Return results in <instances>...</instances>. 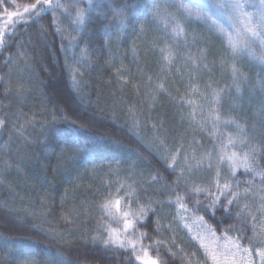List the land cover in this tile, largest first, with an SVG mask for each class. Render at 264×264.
<instances>
[{"label":"trees","instance_id":"16d2710c","mask_svg":"<svg viewBox=\"0 0 264 264\" xmlns=\"http://www.w3.org/2000/svg\"><path fill=\"white\" fill-rule=\"evenodd\" d=\"M144 2L93 0L96 10L89 13L86 0H59L62 7L44 6L39 15L30 9L23 14V22L12 18L14 26L4 29L0 47V121L4 122L0 126V264H151L152 260L157 264H234L224 259L226 251L217 259L216 251L189 229L192 221L212 237L214 231L221 242L238 241L241 249L250 248L251 259L258 260L257 249H264V218L259 211L264 206V175H257L264 174V109L261 112L257 104L241 111L245 122L258 125L256 137L243 148L251 169H239L220 181L242 193L248 189L240 197V207L247 204L251 214L245 211L237 216L240 208L235 202L225 211L220 207L226 204L221 197L213 215L205 210L211 198L193 192L186 173L170 167L171 159L151 145L154 133L174 147L186 146L182 142L186 137L208 145V138L207 143L202 139L205 133L187 123L176 107L195 90L174 71L169 91L163 94L176 104L165 96L147 103L138 92L142 88L139 70L132 71L130 80L121 74L120 82L115 74L120 69L109 64L108 44L118 28L109 29V37L105 26L125 3L137 5L129 10L135 30L128 27L122 32L125 41L140 43L136 36ZM35 3L0 0V16L23 13ZM40 7L37 4V10ZM80 10L92 19L86 21V30L77 31L80 26L73 19ZM73 38L75 46L69 49ZM82 57L86 59L78 62ZM157 59L153 50L141 51L139 61L148 69L144 74L154 72ZM244 68L254 76L246 71L248 66ZM260 79L264 83V75ZM131 106L143 114L145 131L137 129L130 114L131 121ZM216 180L199 181L202 188L215 192ZM177 194L185 197L188 211L180 208ZM196 199L201 204L194 208ZM106 202H111L110 207L103 209ZM141 207L146 214L138 218ZM126 220L133 221L129 229H125ZM112 229L113 240L118 236L125 244L134 241L135 248L105 245ZM225 230L230 240L224 239Z\"/></svg>","mask_w":264,"mask_h":264},{"label":"rangeland","instance_id":"374dc122","mask_svg":"<svg viewBox=\"0 0 264 264\" xmlns=\"http://www.w3.org/2000/svg\"><path fill=\"white\" fill-rule=\"evenodd\" d=\"M205 2L207 0H183V3L189 6ZM222 2L225 7L214 10L213 19L216 24L222 25L231 32L232 21L229 19L228 5L233 0H222ZM240 2L244 3L247 11L253 13L255 20L257 9L260 8L259 0H252L255 8L249 7V0H240ZM153 3L160 9L159 18L153 20L150 16L145 18L143 14V21L136 36L140 43L125 41L122 30H115L108 44L109 64L114 70L115 65L120 69V72H115L120 82L121 74H126L127 79L130 80L132 71L139 70L138 80L142 88H138V92H142L140 94L147 103L151 100L156 102L161 96H165L176 104L172 98L163 93H168L169 76L174 71L185 78L187 86L193 88L196 93H190L176 107L180 109L187 123L205 133L202 139L207 143L208 138V145L202 146L199 140L186 137L182 139L186 146L180 144L174 147L156 133L153 134L154 141L151 145L160 147V152L167 159H171L179 147V168L183 169L194 188H202L199 181L201 178L226 181L237 170L244 169L237 167L234 171L226 156L233 152L243 156V148L248 146L258 133V125L245 122L241 111L249 106L256 107L257 104L260 111L264 109V83L260 79V75H264V64L248 55L233 57L231 50L227 48V40L217 30L216 25L212 21L189 18L180 7L181 0H145L144 2L149 9ZM142 11H145L144 6ZM249 46L255 51L256 56L261 55L259 43L250 42ZM142 50H153L158 57L154 72H149L148 75L144 74L148 69L139 61ZM233 65L237 69L235 76H233ZM244 66H248L250 70L246 71L254 72V76L246 74L243 70ZM148 68L152 69L153 64ZM73 85L77 87L75 81ZM124 107L129 109L128 106ZM130 114L137 129L145 131L143 114L136 113L134 106H131L128 112L129 117ZM258 115L257 112L256 117ZM211 138L215 139L214 143L211 142ZM229 139L233 144H228ZM221 156L225 158L221 159ZM184 157H187V165L184 164ZM189 229L198 233L197 237L202 243L216 251L217 259H220L226 250L236 252L231 242H221L216 237L210 236L197 221H192ZM236 258H239L238 264H246L247 254L241 250ZM251 260L252 264H262L261 260L255 261V258Z\"/></svg>","mask_w":264,"mask_h":264},{"label":"snow or ice","instance_id":"6c2138e0","mask_svg":"<svg viewBox=\"0 0 264 264\" xmlns=\"http://www.w3.org/2000/svg\"><path fill=\"white\" fill-rule=\"evenodd\" d=\"M87 3V9L89 13H94L95 8L93 7V0H86ZM37 4H41V7L39 10H37ZM260 8L257 9V18L253 19V13L250 11H247L245 9L244 3H241L240 0H233L232 3L228 5V8L230 9V15L229 19L232 21L231 27L232 31L229 32L228 29L224 28L222 25L216 24V21L213 19L214 10H220L225 7V4L222 2V0H207L205 3H197L192 4L189 6L188 4H184L183 0H181L180 7L185 11L187 16L191 19L196 20H203V21H212L214 25H216L217 30L221 33L223 38L227 40V48L231 50V54L233 57L235 56H241V55H248L251 58L258 60L260 63L264 64V0H259ZM44 6H47L48 8H60L62 5L59 3V0H57L56 4L52 3V0H36L35 4H31L30 6H27L23 9V13L18 12H12L5 16H0V47L3 46V35H4V29L8 27H13L16 23V20L12 18H17L21 22H23V14L24 13H30L31 10H35L34 14L39 15L40 12L44 10ZM137 7V5L125 3L123 7L116 10L115 15L111 18V20L108 22V24L105 26V34L109 35L110 32L109 29H111L113 26L117 27L120 30H124L128 27H131L133 30H135V21H131L129 19V10H134ZM249 7L255 8V4L252 3V0H249ZM144 17L148 18L149 16L152 17L153 20H156L159 18L160 9L159 7L153 3L152 7L149 9L147 8V5L144 6ZM91 16L86 15V13L83 10L77 11L75 18L73 19L74 25H79L80 28H77V31H80L81 29L86 30V21H91ZM165 26L167 27V22L165 21ZM59 31V29H57ZM175 31V29H174ZM250 42H257L261 46V55L256 56L255 51L249 46ZM75 46L74 38L72 40H69L68 47L71 49ZM86 57H82V62ZM237 75V69L233 65V76ZM73 81H75V75L72 76ZM163 87L162 85L160 86ZM217 119L219 117L217 116ZM3 121H0V126L3 125ZM228 144H233V141L229 139ZM180 156L179 151L175 155L171 156V164L170 167L175 165L179 167L178 163V157ZM225 156H221V159H224ZM226 158L230 162L233 170L237 167H243L245 170L251 169V162L250 157L248 153H245L243 156H239L237 153L233 152L231 155H227ZM184 164L187 165V157L183 158ZM181 175H183V169H181ZM257 175H264L262 173H257ZM217 176L219 177V172H217ZM155 179V177H153ZM214 187L216 189L215 192L210 191L208 189L204 188H194L192 191L199 194L204 193L207 197L211 198V202L208 203L205 206V210L209 211L211 214H215V208L217 205H220V199L221 197H224L226 204L220 205V207L224 208L225 211H227V206H232L233 203L237 205V207L240 208V210L236 213L237 216L240 215L241 212L248 211L249 215L250 210L249 206L247 204H244L242 207H240V197L242 195H247L248 189H244L243 193L237 188L236 190H233V187L228 184L224 183L223 185L220 184L219 179L216 180ZM185 197L182 195L177 194L176 200L179 203V206L181 209L188 211L187 205L184 203ZM111 202H106L104 205H102L103 209H108L110 207ZM116 207L119 208L120 201H115ZM201 201L196 199L194 200V208L197 205H200ZM196 210H199L198 208ZM259 211L261 212L262 218H264V206H262ZM145 213V209L143 207L140 208L139 212L137 213V217L143 216ZM125 216H128V213L124 214ZM203 218L201 217V220ZM252 219L255 220L256 217L252 216ZM262 224H264V219L261 221ZM125 229H129L133 226L132 220H126L125 221ZM115 232L114 229L109 231V239L105 240L103 243L107 245L108 243L118 244L120 247H127L131 246L135 248V242L129 240L127 244H125L124 241L120 240L119 237L115 240L112 239V234ZM146 235L145 233H140V236L143 237ZM212 235L215 237V232H212ZM219 239V237H216ZM224 239L230 240L231 238L227 237V230H225ZM232 247L236 249V252H231V250H226L224 254V259H232L234 264H238L236 261L237 254L242 250L244 253L247 254V261L246 264H252V250L250 248H243L241 249V246L238 241L233 242ZM258 255L262 261V264H264V249H257ZM147 254V253H145ZM139 259V257H137ZM213 259H216L215 256H213ZM151 264H157L155 260L151 261Z\"/></svg>","mask_w":264,"mask_h":264}]
</instances>
